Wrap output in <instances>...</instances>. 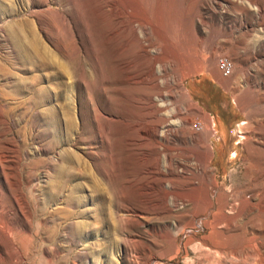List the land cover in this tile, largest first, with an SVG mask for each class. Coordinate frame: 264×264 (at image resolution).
<instances>
[{"label":"rangeland","instance_id":"1","mask_svg":"<svg viewBox=\"0 0 264 264\" xmlns=\"http://www.w3.org/2000/svg\"><path fill=\"white\" fill-rule=\"evenodd\" d=\"M3 6L0 264H264V254H256L257 248L264 253L260 207L247 212L252 223L239 221L230 231L220 226L227 237L215 240L226 246L224 252L200 238L210 234L201 221L209 217L188 223L199 203L217 210L222 186L231 194L229 215L245 197L261 203L264 0H6ZM32 28L61 61L60 68H34L24 59ZM211 42L214 66L209 64ZM167 43L177 56L167 59L165 72L155 58L165 57ZM222 57L232 65L229 76L219 69ZM154 62L158 90L148 76ZM61 83L71 85L76 118L71 135ZM151 98L168 106L161 113L167 120L161 131L178 127L180 116L189 117L194 131L187 133L189 143L196 139L206 152L212 148L209 166L219 184L210 185L213 206L200 192L189 202L171 193L165 198L172 188L169 181L162 187L156 176L157 151L149 129L157 119H150L145 105ZM50 108L60 122L57 136L54 116L46 115ZM207 132L204 143L198 134ZM69 148L94 163L93 171L111 192L104 207L93 197L90 178L56 176L59 166L67 167L61 161ZM188 162L196 171L197 160ZM191 180L189 187L199 182ZM62 182L67 188L81 183L75 194L83 200L66 201L69 190L60 191ZM168 229L177 235L174 248Z\"/></svg>","mask_w":264,"mask_h":264},{"label":"bare ground","instance_id":"2","mask_svg":"<svg viewBox=\"0 0 264 264\" xmlns=\"http://www.w3.org/2000/svg\"><path fill=\"white\" fill-rule=\"evenodd\" d=\"M5 1L6 0H0V10H3V7H4L3 5H4ZM32 27H33V24H32ZM144 28H145V26H144ZM133 31L138 36V32H137L135 25L133 26ZM193 32H194V36H195L196 33H195L194 29H193ZM212 34H215V33L213 32ZM137 39H139V38H137ZM212 39H213V37H212ZM210 49H211L212 54H211V58L209 59V64L214 66L215 62H216V54H215V44L213 42L210 43ZM24 51H25L24 54L22 53L24 55V59L28 62V64L30 66H32L34 68H36V67L49 68V67H53V66L59 67V68L61 67V61H57L54 59L55 54L45 44L41 43V40L39 39L34 28H32V38L29 40L28 49H26ZM142 51H144V52L148 51V49L145 45H142ZM176 56L177 55L172 50V43H167V46L165 48V57L157 56L155 58V60H156V62H160L162 64L163 71L165 70V72H167L168 71L167 70L168 69V66H167L168 62L171 61V59L175 58ZM156 62L153 63V67L151 68V70L149 72L150 74L148 75L151 77V80H152L153 86H154L152 89H154V90H158L161 88L160 84L158 83V76L154 70ZM63 67H64V65H63ZM35 80H37V78H35ZM165 80L167 81V84H166L167 87H171L172 81H171L170 77L165 76ZM166 81H164V82H166ZM70 86L71 85H68V84L65 85L64 83L59 84V87H63L64 91H65V94L62 97L63 103L61 105H62V108L64 110V113L67 115L66 130H67V133L71 135L74 128L76 127V118H75V114H74L73 98L68 94ZM159 96H162V95L160 94ZM62 98H60V99L62 100ZM41 102H42V100H41ZM164 104L165 103L161 102V105H160L156 101H154L153 98H151V99H149V102L145 105L147 107V110L150 113V116H151L150 119H153V118L157 119L156 122L154 120L151 121L152 126L149 129L150 136H152L154 139L155 150L157 151L156 166H155L156 176L160 177V179H161L160 182H161L162 187H164L166 181H169V184L172 188L171 191L166 190L165 198L169 197V194L171 193V194H173V196L175 198L188 199V202H189V199L191 198L192 194L200 192V196H202L204 203L208 204L209 206H213L215 204V202L212 201V198L210 196V192H212L210 185L213 186V188H215V187L219 186V184L217 182V178H216L214 171L209 166L210 160H211V157L209 156V154L210 155L212 154V151H211L212 148L207 145L208 147H207V152H206L205 150H203L204 149V147L202 146L203 144L201 145L200 144L201 142H199V140L196 141V139L194 140V139H192V137H191V139H192L191 142H193V143H191V142L189 143V136L187 133L191 132L190 126L192 125V124L190 125L191 121L188 119L189 117L187 118L185 116H180V120L177 124L178 127L169 126V127H167V129L161 131V129H160L161 123L167 122V120H165L166 118L163 117V114H161V113H163L164 110L167 111V108H168V106H164ZM55 112L56 111L54 108L53 109L50 108L49 112H46V115H47V117H50L51 115L49 113H51L54 116L55 120L53 121L52 125L55 127V131L57 132L56 136H57V135H59L58 132L60 129L59 128L60 122L56 119ZM170 113H173V112L170 110ZM208 123H209V125H211L210 119H208ZM100 131H101V129H100ZM193 132H191V134ZM161 134H163L162 137H161ZM194 134H196V133H194ZM209 134H210L209 132L198 134L200 141H203L204 143H206L207 138L209 137ZM166 136H167V138H166ZM165 139H166V141H165ZM56 140H58V139H56ZM105 140H106V138H105ZM164 141H165V143H164ZM66 149H63V150H66ZM208 149H210V153H209ZM257 149L258 148H256V150ZM163 153H165V157H163V158H165L164 160L166 162L164 165H162ZM93 155H94V153H93ZM190 157H194L197 160V163L199 164V166L197 165L196 171L192 170L188 164ZM253 157L255 158L256 156L254 155ZM260 158H261V160L264 159V154H262L261 152L259 153L258 159L260 160ZM182 160L184 162H181ZM63 161L66 163L67 167L65 168L64 166H59L57 168V170L55 171V174L57 177L63 178L65 176V178H66V176H67L69 180L80 178V177H88V178H90V181L92 182V188H93V193H94L93 197L95 199H99V202H98L99 208L105 206L107 199L111 200L110 190L105 186V184L102 182V180L95 174V172L92 169L94 163L92 164V162H89L88 160H85L83 157L79 156L78 154L72 152L70 150V148L67 151H65V154H63V160L61 162H63ZM59 165H61V164H59ZM249 168H251V166H248L245 171L248 172ZM191 174L192 175L194 174V175L192 176ZM191 179H193V180L198 179L199 182L197 181L198 183L196 182V183H194V185L189 187L187 184H188L189 180H191ZM261 179H264V170L261 172ZM158 180H159V178H158ZM204 186L206 187L205 189H204ZM81 188H83V186L79 182L72 183V185L69 188H67L65 182H62L59 185L60 191H63L65 189L69 190L68 191L69 193L66 194V197H67L66 201H68L69 203H72V204L76 203V200H79V202L83 200L82 197L77 198V196L75 194L76 190L81 189ZM52 196H53V193H50L48 196L49 200L52 199ZM230 196H231V194H229L225 190V188L222 186V193L219 194V199L217 200V203H218L217 210H215V211L210 210L209 211L205 208H200V206H201L200 203L199 204L196 203L197 205L194 208V210L191 212V218L188 222L189 224H195V223H199V218L201 216H204V217L206 216L207 218L209 217L206 221H204V223H203V220H201V221H202V224L205 225V227L207 226L210 228V230H211L210 234L206 235V236H201L200 238L205 243H207V244L209 243L213 247L218 248V250H220V252H224L226 250V246L219 244L215 239H216V237H219V238L227 237L226 231L220 229V226H223L227 230L230 231V229L232 227H235L237 222H239V221L244 222L246 225L249 224L250 222L252 223L253 219L250 216V213L247 214V212L254 210L255 207H258V208L260 207V212L264 213V207H261V203L264 202V194H262V197H261L262 199H261L260 204H255L251 197L250 198L245 197V199L242 201L241 205H238V204L232 205L231 209H232V211H234V214L231 213L229 215L228 212L226 211V208L228 207V205L231 201ZM233 198H234V196H233ZM176 206H177V204H175V208H176ZM208 209H210V208H208ZM186 212H187V210H186ZM210 215H211V217H210ZM255 218L256 217H254V220H255ZM167 232H168L167 237L169 239L168 241L170 242L171 246L174 248V246L177 244V235H175L172 232V230H170V229H168ZM194 235H196V234H194ZM253 237L256 238L257 235L255 234ZM256 251H257L256 252L257 255L264 254L261 252V248H257ZM210 254L211 253H206L207 259H209ZM222 259L224 260V258H222ZM215 261H217V260H215ZM245 262H246V260H245ZM242 263H244V262H242ZM238 264H240V263H238Z\"/></svg>","mask_w":264,"mask_h":264},{"label":"built area","instance_id":"3","mask_svg":"<svg viewBox=\"0 0 264 264\" xmlns=\"http://www.w3.org/2000/svg\"><path fill=\"white\" fill-rule=\"evenodd\" d=\"M218 66L223 75L229 76L232 74V65L226 57H222L218 60Z\"/></svg>","mask_w":264,"mask_h":264}]
</instances>
